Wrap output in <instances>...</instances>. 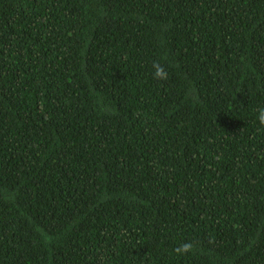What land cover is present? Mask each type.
Masks as SVG:
<instances>
[{"label":"trees","instance_id":"16d2710c","mask_svg":"<svg viewBox=\"0 0 264 264\" xmlns=\"http://www.w3.org/2000/svg\"><path fill=\"white\" fill-rule=\"evenodd\" d=\"M261 107L264 0H0V264H264Z\"/></svg>","mask_w":264,"mask_h":264},{"label":"clouds","instance_id":"9594fccd","mask_svg":"<svg viewBox=\"0 0 264 264\" xmlns=\"http://www.w3.org/2000/svg\"><path fill=\"white\" fill-rule=\"evenodd\" d=\"M153 69H154L153 75L155 79L160 81H166L168 79L169 76L168 71L163 65L159 63H154ZM256 119L260 125L264 126V107H261L257 110ZM193 251H194V245L192 242L182 243L175 249V252L178 256H184Z\"/></svg>","mask_w":264,"mask_h":264}]
</instances>
